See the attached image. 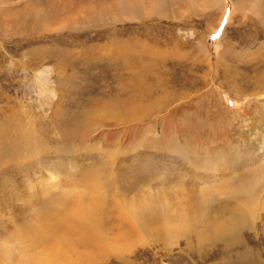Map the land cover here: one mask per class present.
Wrapping results in <instances>:
<instances>
[{"label": "rangeland", "instance_id": "rangeland-1", "mask_svg": "<svg viewBox=\"0 0 264 264\" xmlns=\"http://www.w3.org/2000/svg\"><path fill=\"white\" fill-rule=\"evenodd\" d=\"M124 1L0 0V264H264V0Z\"/></svg>", "mask_w": 264, "mask_h": 264}, {"label": "bare ground", "instance_id": "bare-ground-1", "mask_svg": "<svg viewBox=\"0 0 264 264\" xmlns=\"http://www.w3.org/2000/svg\"><path fill=\"white\" fill-rule=\"evenodd\" d=\"M134 1V0H133ZM126 2V0L123 2V3H125ZM129 2H131V1H129ZM135 2V1H134ZM137 4V3H136ZM127 5V4H126ZM131 5V4H130ZM133 5H135V4H133ZM123 6H125V4L123 5ZM129 6V5H128ZM130 7V6H129ZM134 7V6H133ZM132 8V7H131ZM130 9V8H129Z\"/></svg>", "mask_w": 264, "mask_h": 264}]
</instances>
